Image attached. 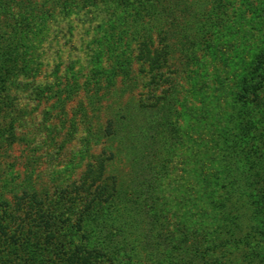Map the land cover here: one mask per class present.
<instances>
[{"label": "rangeland", "instance_id": "rangeland-1", "mask_svg": "<svg viewBox=\"0 0 264 264\" xmlns=\"http://www.w3.org/2000/svg\"><path fill=\"white\" fill-rule=\"evenodd\" d=\"M162 1L0 0V264H264V0Z\"/></svg>", "mask_w": 264, "mask_h": 264}, {"label": "trees", "instance_id": "trees-1", "mask_svg": "<svg viewBox=\"0 0 264 264\" xmlns=\"http://www.w3.org/2000/svg\"><path fill=\"white\" fill-rule=\"evenodd\" d=\"M154 2H157L158 6H159L160 4L162 5V3L164 4L165 1L154 0ZM174 2L175 3H174L173 7L176 8L175 9L177 11V12L175 11L176 14L180 17L181 14L184 13L185 18L187 19L185 23H188L187 27H188L189 32H190V30L191 31L193 30V28H191V26H190L191 21L193 22L192 24H194L195 29H194V31H192L190 33L194 37L193 40L195 43H201V42L207 43L208 41L212 42L213 40L218 41L219 38H221V36L218 34V30H220V28L223 27L224 24L227 25V19H224V16H225L226 10H227V6H226L225 2L220 1L219 3L215 4L213 7H209V9H208L207 6L210 4L206 0H203L201 2V6L197 7L198 8L197 10H194V8L192 7V2L189 0H176ZM227 2H228V0H227ZM222 4H223V6H222ZM144 5L146 6V8H144L143 4L139 5L141 13L144 16L152 17V16L157 15V18H158V15L160 14V12H158V10H157L158 7H155V5L152 7V4H151L147 8L146 3H144ZM224 7H225V11L223 10ZM160 10H161V12L165 13L163 9L160 8ZM172 10H174V9H172ZM188 10H190V11H188ZM178 16H176V17H178ZM171 17L175 18L173 15ZM237 18H238V15H237ZM207 36L210 39H207ZM193 40H191V42ZM263 68H264V53L258 56L257 63H255V66H253L251 68L248 75L252 74V76H251L252 78L254 77V75L258 76L261 74V71ZM259 87H261V86H259ZM256 88H258V87H256ZM257 90H259V89H257ZM121 242L128 244L130 241L125 236V239H123ZM134 247L137 248L138 245L134 244ZM118 249L119 248L117 247V250ZM140 257H141V255H140ZM151 257H153V258H150V261L153 264H155V262H157L158 264L159 263L165 264V262H168V260H169L167 257H165L164 255H162L159 252H158V255H151ZM38 260H35L32 263H23V264H37ZM40 262H41V260L38 263H40Z\"/></svg>", "mask_w": 264, "mask_h": 264}]
</instances>
